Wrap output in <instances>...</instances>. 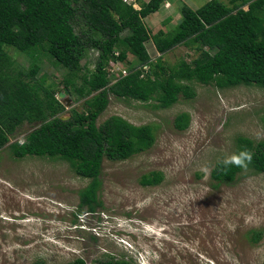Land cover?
<instances>
[{
  "label": "rangeland",
  "instance_id": "obj_1",
  "mask_svg": "<svg viewBox=\"0 0 264 264\" xmlns=\"http://www.w3.org/2000/svg\"><path fill=\"white\" fill-rule=\"evenodd\" d=\"M127 1L139 8L137 1ZM208 1H165L160 11L143 19L148 35H167L178 23L182 5L197 9ZM221 1L232 5L231 0ZM146 46L153 62L162 58L167 65L195 56L184 45L161 55L152 38ZM6 49L18 64L31 65L32 58ZM96 56V50H88L83 67L93 69ZM38 63V75L54 83L57 98L66 105L63 118L73 108L82 110L83 99H74L62 86L65 70L46 55H40ZM112 66L115 75V70L127 71L123 64ZM195 88L194 98L180 95L168 108L156 107L153 100L109 95L98 123L114 114L135 125L151 123L156 138L150 148L124 160L103 159L98 188L102 205L94 212L78 206L79 190L89 179L66 162L29 155L15 158L3 147L0 264H66L76 257L103 264L99 261L104 254L129 264H264V172L245 168L231 183L217 184L211 178L217 161L231 160L237 136L264 139V89L202 84ZM184 111L190 123L179 130L174 118ZM32 128L22 124L10 141L21 142ZM154 170L163 173L162 181L142 185L141 176ZM252 229L260 233L255 243L247 235Z\"/></svg>",
  "mask_w": 264,
  "mask_h": 264
},
{
  "label": "trees",
  "instance_id": "obj_2",
  "mask_svg": "<svg viewBox=\"0 0 264 264\" xmlns=\"http://www.w3.org/2000/svg\"><path fill=\"white\" fill-rule=\"evenodd\" d=\"M135 1L138 9L127 0H0V150L7 146L15 158L66 162L89 179L79 190L78 206L90 212L102 205L98 188L103 159L124 160L150 148L156 138L151 123L135 125L115 114L98 123L109 95L153 100L156 107L168 108L180 95L194 98L195 84L264 89V0H231L232 5L209 0L197 9L182 5L172 31L153 36L143 19L167 0ZM151 38L161 55L184 45L195 56L172 65L162 58L153 62L146 46ZM6 47L32 58L31 65L18 64ZM91 49L97 56L88 69L81 60ZM40 55L65 70L62 86L74 99H83L82 110L73 108L63 118L67 109L56 96L58 89L38 75ZM112 64H123L126 73L115 70V75ZM262 122L264 127V117ZM24 123L34 128L23 141H10ZM189 123L188 112L174 118L179 130ZM245 168L264 172V139L237 136L231 160L217 161L211 178L217 184L231 183ZM162 179L163 173L154 170L142 175L140 183L155 185ZM247 235L252 243L260 238L254 229ZM102 259L103 264H129L110 254ZM66 264L87 263L76 257Z\"/></svg>",
  "mask_w": 264,
  "mask_h": 264
},
{
  "label": "built area",
  "instance_id": "obj_3",
  "mask_svg": "<svg viewBox=\"0 0 264 264\" xmlns=\"http://www.w3.org/2000/svg\"><path fill=\"white\" fill-rule=\"evenodd\" d=\"M125 73V72H124Z\"/></svg>",
  "mask_w": 264,
  "mask_h": 264
},
{
  "label": "clouds",
  "instance_id": "obj_4",
  "mask_svg": "<svg viewBox=\"0 0 264 264\" xmlns=\"http://www.w3.org/2000/svg\"><path fill=\"white\" fill-rule=\"evenodd\" d=\"M23 141V140H22Z\"/></svg>",
  "mask_w": 264,
  "mask_h": 264
}]
</instances>
